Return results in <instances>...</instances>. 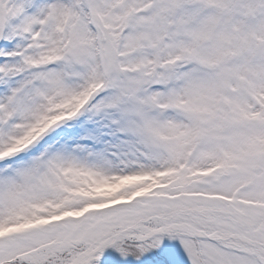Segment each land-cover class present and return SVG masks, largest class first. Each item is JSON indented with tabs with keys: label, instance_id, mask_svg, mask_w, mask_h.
Returning <instances> with one entry per match:
<instances>
[{
	"label": "snow or ice",
	"instance_id": "snow-or-ice-1",
	"mask_svg": "<svg viewBox=\"0 0 264 264\" xmlns=\"http://www.w3.org/2000/svg\"><path fill=\"white\" fill-rule=\"evenodd\" d=\"M0 264H264V0H0Z\"/></svg>",
	"mask_w": 264,
	"mask_h": 264
}]
</instances>
